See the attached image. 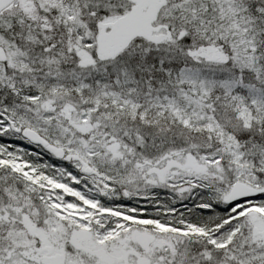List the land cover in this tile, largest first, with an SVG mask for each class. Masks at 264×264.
Returning <instances> with one entry per match:
<instances>
[{"label":"snow or ice","instance_id":"6c2138e0","mask_svg":"<svg viewBox=\"0 0 264 264\" xmlns=\"http://www.w3.org/2000/svg\"><path fill=\"white\" fill-rule=\"evenodd\" d=\"M0 264H264V0H0Z\"/></svg>","mask_w":264,"mask_h":264}]
</instances>
